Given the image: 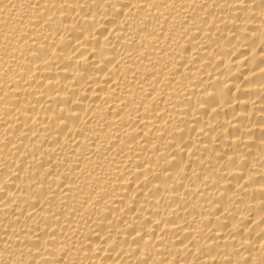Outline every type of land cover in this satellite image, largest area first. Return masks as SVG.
I'll use <instances>...</instances> for the list:
<instances>
[{
    "label": "bare ground",
    "instance_id": "1",
    "mask_svg": "<svg viewBox=\"0 0 264 264\" xmlns=\"http://www.w3.org/2000/svg\"><path fill=\"white\" fill-rule=\"evenodd\" d=\"M0 264H264V0H0Z\"/></svg>",
    "mask_w": 264,
    "mask_h": 264
}]
</instances>
